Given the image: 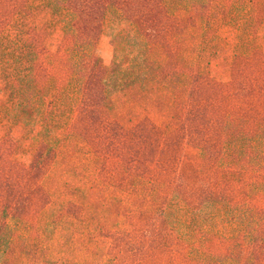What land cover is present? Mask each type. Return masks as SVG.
Listing matches in <instances>:
<instances>
[{
  "label": "trees",
  "instance_id": "1",
  "mask_svg": "<svg viewBox=\"0 0 264 264\" xmlns=\"http://www.w3.org/2000/svg\"><path fill=\"white\" fill-rule=\"evenodd\" d=\"M20 6L0 0L2 34ZM46 8L63 43L7 74L31 154L0 139V264H264V207L248 204L264 198V0ZM110 15L130 29L112 67L97 52Z\"/></svg>",
  "mask_w": 264,
  "mask_h": 264
},
{
  "label": "rangeland",
  "instance_id": "2",
  "mask_svg": "<svg viewBox=\"0 0 264 264\" xmlns=\"http://www.w3.org/2000/svg\"><path fill=\"white\" fill-rule=\"evenodd\" d=\"M26 3L25 0H20L21 12L15 18V24H13L12 29L3 34L0 31V139L9 132L14 139L22 142L18 151L23 152V159L28 160L30 159L29 153L31 154V140H29L31 126L25 120L24 123L27 125L16 124V116L20 115L21 110V97L18 100L11 95L12 85L9 86L8 84L9 78L7 74L9 73V75L17 78L20 77V74L26 75L25 72L28 69H36L37 65L34 59L38 53H34L31 49H38L37 46H40V43L43 42L47 49L54 53L63 43L64 29L47 8L42 9L45 5V0H27ZM129 31V27L115 21L114 16L110 15L107 18L103 34L97 46L98 55L103 59L105 65L112 67L117 55L121 52L118 48L124 46L118 40V37L122 34H128ZM226 31L228 32L229 28L224 30L223 35L226 34ZM260 36L264 44V29ZM128 48L132 49L133 46H128ZM211 75L217 80H230L231 69L227 67L224 61L218 59L211 66ZM12 106L13 109H11ZM18 121L21 122L23 119L20 118ZM38 129L36 128L35 130L38 131ZM182 166L181 173H184L185 178L187 180L193 179V164L184 163ZM249 203L250 206L255 208L264 207V198L263 196L253 199L249 198ZM224 226L217 227L221 234L227 235L239 231L238 224H234V222L231 225L226 224Z\"/></svg>",
  "mask_w": 264,
  "mask_h": 264
}]
</instances>
